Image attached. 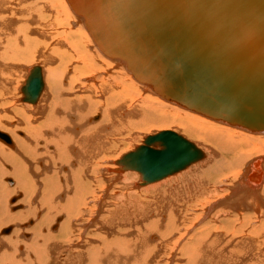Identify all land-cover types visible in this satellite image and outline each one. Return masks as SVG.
I'll list each match as a JSON object with an SVG mask.
<instances>
[{
    "label": "bare ground",
    "instance_id": "6f19581e",
    "mask_svg": "<svg viewBox=\"0 0 264 264\" xmlns=\"http://www.w3.org/2000/svg\"><path fill=\"white\" fill-rule=\"evenodd\" d=\"M243 10L264 18V0H0V141L15 145L0 144V228L15 226L0 231L14 228L0 239V264H264V154L245 160L264 153V95L244 94L231 80L239 73L236 17ZM224 63L230 74L219 108L188 102L220 96L199 73ZM232 98L242 101L225 102ZM228 108L235 115L222 111ZM151 112L161 127L196 122L202 129L187 134L210 138L220 156L246 149L244 161L239 152L232 164L244 169L224 186L232 165L210 170L219 159L174 130L146 136L112 161L111 147L115 154L136 139L128 131L156 122ZM159 134L182 137L196 159L146 183L140 172L121 170L118 161L136 150L168 165L157 154ZM124 172L140 176L125 173L111 188ZM4 177L15 180L12 189ZM16 192L27 208L10 213ZM179 202L186 204L176 209ZM29 218L37 222L23 243L27 230L16 225Z\"/></svg>",
    "mask_w": 264,
    "mask_h": 264
},
{
    "label": "water",
    "instance_id": "95a60500",
    "mask_svg": "<svg viewBox=\"0 0 264 264\" xmlns=\"http://www.w3.org/2000/svg\"><path fill=\"white\" fill-rule=\"evenodd\" d=\"M249 16H252V13L248 12L247 10H243L241 13L238 14L236 17V24H237V31H236V53L235 56H238V62L239 64V73L238 78H232L231 80L233 82H237L239 84L240 91L246 94V92L251 91L254 95H264V18L254 17L252 19L249 18ZM239 54V55H238ZM223 63V62H222ZM201 69H204V66H200ZM211 69V65H209ZM227 64H222V66L216 68L215 70L206 73L204 71H200V81L204 84L205 88H207L210 91H217L220 96L212 97L216 100H207L205 98H192L187 99L188 102L194 103V104H200L201 107H208L210 105H213L214 107H218V101L222 102L224 89L228 90V86H225V83H229L228 78L229 74L227 68ZM227 71V72H226ZM194 72V71H193ZM191 73V72H190ZM191 76V75H190ZM187 75L183 77L186 78ZM33 80V79H31ZM36 79L34 78V81ZM36 83V81H35ZM188 85V84H187ZM185 85V86H187ZM251 86V87H250ZM193 87V86H192ZM226 87V88H225ZM187 88V87H186ZM191 89V87H188ZM194 93H197L194 91ZM202 95V94H201ZM220 98V100L218 99ZM226 99V97L224 96ZM238 98V96H236ZM232 98L225 102H228V104H238L239 101H242V99H236ZM216 103H215V102ZM230 102V103H229ZM245 104L247 102H244ZM226 113H230L232 115H235L234 113H231L232 111L229 110H222ZM224 116V114H223ZM246 119H248L246 117ZM155 137L154 136V140ZM157 141L161 144L162 148L161 151H159L157 154L162 155V157L169 160V164L166 165V163L161 162L159 163V157H152V154L149 153V151L145 152H130L125 157H123L121 160H119V164L122 169H131L133 171H138L142 174L143 182H152L156 181L159 178L162 177L163 173L173 171L175 169H178V164L180 163H189L192 160H195L197 157V154L194 152L192 153L190 151L191 148L188 147L190 145L188 142L183 140L182 137H179L177 135H170V134H159ZM169 145V146H168ZM172 151L173 154H170ZM196 151V150H195ZM198 152V150H197ZM196 152V153H197ZM156 154V153H155ZM156 154V155H157ZM151 157L150 160H154L158 163L159 166H157L154 161L150 165L146 164L148 158ZM153 165V166H152Z\"/></svg>",
    "mask_w": 264,
    "mask_h": 264
},
{
    "label": "rangeland",
    "instance_id": "374dc122",
    "mask_svg": "<svg viewBox=\"0 0 264 264\" xmlns=\"http://www.w3.org/2000/svg\"><path fill=\"white\" fill-rule=\"evenodd\" d=\"M37 62V61H36ZM36 62H34V63H31V64H28V66H30V65H35V64H38V63H36ZM27 66V67H28ZM93 75V74H92ZM85 77H83V79H84ZM24 81H25V79H24ZM84 82V81H83ZM43 85H45V80H43ZM143 92V91H142ZM144 94H149L147 91L146 92H143ZM149 95H151V94H149ZM20 100V99H19ZM163 103H166V104H170V103H167L166 101H164V100H161ZM19 102V101H18ZM125 103H127L126 104V107H129V108H125V109H128V110H133L132 109V107L133 106H135L136 104H133L132 105V103H130L129 101H125ZM19 104H20V102H19ZM172 105V104H171ZM166 106H168V105H166ZM173 106H175V105H173ZM176 108H177V110H179V111H181V112H183V111H185V112H190V111H187V110H185V109H181V108H179V107H177V106H175ZM164 109H166V108H164ZM163 108H162V111L164 110ZM135 110V109H134ZM138 110H141L143 113H144V111L141 109V108H138L137 109V111L136 112H138ZM167 110V109H166ZM166 110H164V112H166ZM161 112V111H160ZM159 112V113H160ZM152 114H148V116L150 117V118H153V119H155V123L154 124H148V125H142L144 128L141 130V131H135L134 129H131L130 131H128V134L127 135H129V134H132V133H135L134 135H135V137H136V139L135 140H129V139H125L124 140V142H123V144L122 145H120L119 146V149L115 152V154H113L112 153V151H113V149H116L115 147H111L110 148V150H111V153H110V158H111V160L112 161H114V160H116V159H118V155H117V153H119L120 155H119V157H121L123 154H125V153H127V152H129V151H131V150H133V148L135 147V146H137V145H140V143L143 141V138H145L146 136H149V135H152V134H155V133H157V132H160V131H164V130H174V131H176V133L177 134H183L182 136H184L187 140H189V141H191L192 143H194L200 150H202L203 152L204 151H208V152H212L213 154H214V157H215V159H219V161L210 169V170H218V171H221L224 167H230L232 164H236V161H237V157H239V152H240V157H243V154H242V152H244V151H247L246 149L245 150H242V152L241 151H237V152H234L233 153V155H234V157H230V156H228V155H226V157H223V156H220V154H219V150H218V148L215 146V143L216 142H213L210 138H207V137H202V138H197V137H195V138H192V137H190L187 133H189V130L190 129H198V127L200 128V129H202L200 126H198V125H196L197 123L196 122H194L193 124L194 125H192V123L190 124V125H188L187 124V129H185L186 127H185V125L184 124H180V123H178V122H176L175 120H172L171 118V120H169V121H167V123L165 124V126L166 127H161L160 126V121H161V118H159V117H156V115L158 114V113H153V112H151ZM171 113V112H170ZM173 113V112H172ZM177 113H180V112H175L174 114H177ZM192 115H194V116H196V115H198V114H196V113H191ZM93 115V114H92ZM138 119L140 120L141 119V115H140V112H138ZM10 116H12L11 114H10ZM198 116H200V115H198ZM143 117H145V115L144 116H142V118ZM203 118V117H202ZM101 119V115L99 114V113H97V114H95L93 117H92V123H97L99 120ZM16 120H18L17 118H15L14 120H11L10 122H7V124H10L11 126H15L16 125V123H15V121ZM191 125H192V128H191ZM195 125L196 126H198V127H196V128H194L195 127ZM184 126V127H183ZM224 126H226V125H224ZM189 127H190V129H189ZM226 127H229V126H226ZM229 128H232V127H229ZM204 129V128H203ZM232 129H234V128H232ZM205 130V129H204ZM206 132V131H205ZM244 132V131H243ZM248 134H250V133H248ZM26 134L24 133V132H22V131H16V136L18 137V138H25L26 136H25ZM255 135V134H254ZM121 136H123V135H121ZM263 135H260V137H262ZM203 138H204V140H203ZM208 139H209V141H208ZM0 144L2 145V146H4L5 148H8L9 150H11V151H13V147L15 146L14 145V143H12V147H10L9 148V146H7V145H5L4 143H2L1 141H0ZM120 151H121V153H120ZM125 151V152H124ZM219 151V152H218ZM230 154H232V153H230ZM241 154H242V156H241ZM264 153H256V151H254L252 154H250V153H248V156L249 157H247V159L245 158V157H243V161H244V158H245V160H249V161H251L252 159H254V158H256V157H258V156H260V155H263ZM111 155H112V157H111ZM117 155V156H116ZM237 155V156H236ZM211 156H212V154H211ZM242 160V159H241ZM82 161H84V160H82ZM246 161V162H247ZM242 162V161H241ZM206 163V162H205ZM244 165V164H243ZM112 166L113 167H115L113 164H112ZM240 168H238L237 167V165H232L230 168L231 169H229V171L228 170H226V172L228 173V175L227 176H229V174H231L229 177L230 178H226V177H222L223 179H222V181H224L223 182V185L224 186H227L228 184H229V182L228 181H225L226 179H230L231 181H235V179L236 178H233L234 177V172H239L241 169L243 170L244 169V167L245 166H239ZM10 165H5V170L6 171H10ZM238 168V171H235L236 169ZM233 169H235L234 171H233ZM240 169V170H239ZM232 172H231V171ZM125 173L127 174V175H129V174H132V173H135V174H137V175H139V173H137V172H124L123 174H121V175H119L118 177H114L113 178V182H111L112 183V186H111V188H115V185H116V187H118V185L120 186L121 184H119L121 181H123V178H124V176H125ZM234 173V174H233ZM114 174V173H113ZM140 176V175H139ZM173 177V176H172ZM175 177V176H174ZM81 178H84V175L83 174H81ZM169 178H171V177H169ZM232 178V179H231ZM11 179V180H10ZM202 179V178H201ZM8 180H10V182L11 183H9L8 182ZM13 180V181H12ZM203 180V179H202ZM163 181V180H162ZM162 181H160V182H162ZM204 181V180H203ZM2 182H3V184L4 185H6L9 189H12L14 186H15V180L13 179V178H11V177H4V178H2ZM135 182H137V181H135ZM160 182H158V183H160ZM237 182V181H236ZM236 182L233 184V185H230V187L231 188H233L234 186H235V184H236ZM114 184V185H113ZM222 184V183H221ZM154 185V184H153ZM114 186V187H113ZM151 186V185H150ZM229 186V185H228ZM148 187V186H147ZM143 188H146L145 186L144 187H142V189ZM112 190V189H111ZM225 193H223L217 200H216V202H219V201H221V200H224V199H226V196L224 195ZM23 193H21V192H16L13 196L15 197V201H13V202H8V205H9V212L10 213H16V212H19V211H22V210H25L26 208H27V206L26 205H23L22 203H21V200H22V198H23ZM12 196V197H13ZM41 194L39 193L38 194V197H37V200L39 201L40 200V198H41ZM190 199V196H186L185 198H184V200H189ZM157 200H156V198L154 199V202H156ZM19 202V203H18ZM184 204H186L185 202H179L178 204H176V203H174V207L176 208V209H178V208H181V206H183ZM190 206V205H189ZM197 207H201V205L200 206H197ZM197 207H193L194 209H196ZM15 208V209H14ZM192 208V209H193ZM193 209V210H194ZM199 208H197L196 210H198ZM191 212H192V210H191ZM193 214H195V212H192ZM194 218V216H191L190 215V218ZM192 218V219H193ZM64 219V216H62V215H59V216H57L56 217V220H55V222H54V224H52V225H50L49 226V230H50V232H55L56 230H57V228H58V224H59V222L60 221H62ZM191 219V220H192ZM29 221H32V224L31 225H28V226H26V224L29 222ZM207 220L205 219V221L204 222H206ZM37 222V220H36V218H29V219H27L26 221H24V222H22V223H17V225H16V227L17 226H21L20 227V229H22V228H25L27 231H24V232H22V234H23V236H24V238H19L23 243H27L31 238H32V232H31V229L33 228V226L35 225V223ZM190 222V221H189ZM7 227H14L15 228V226L13 225V224H10V225H6L5 227L3 226V227H1L0 228V231L2 230V229H4V228H7ZM13 228V229H14ZM13 229L11 230V232L8 234V235H5V236H0V239L1 238H8L9 236H10V234L12 235L13 234ZM29 230V231H28ZM30 237V238H29Z\"/></svg>",
    "mask_w": 264,
    "mask_h": 264
},
{
    "label": "flooded vegetation",
    "instance_id": "af4514ba",
    "mask_svg": "<svg viewBox=\"0 0 264 264\" xmlns=\"http://www.w3.org/2000/svg\"><path fill=\"white\" fill-rule=\"evenodd\" d=\"M8 182L11 183L10 180H8ZM10 201H11V200H10Z\"/></svg>",
    "mask_w": 264,
    "mask_h": 264
}]
</instances>
